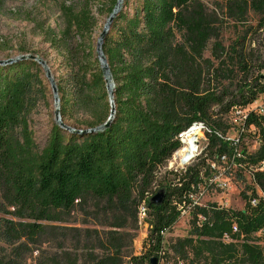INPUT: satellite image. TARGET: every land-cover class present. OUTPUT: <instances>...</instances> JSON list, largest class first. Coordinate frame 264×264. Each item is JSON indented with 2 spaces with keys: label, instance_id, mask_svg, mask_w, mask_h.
<instances>
[{
  "label": "trees",
  "instance_id": "obj_1",
  "mask_svg": "<svg viewBox=\"0 0 264 264\" xmlns=\"http://www.w3.org/2000/svg\"><path fill=\"white\" fill-rule=\"evenodd\" d=\"M216 1L238 23L249 10L260 16L227 47L218 40L217 14L200 0H121L101 45L115 113L97 130L110 112L94 46L97 22L87 1L75 7L62 0L63 29L42 37L62 59L59 114L70 129L54 125L41 149L29 128L46 98L40 65L0 66V264L160 262L164 233L222 158L249 176L243 209L192 206L189 235L168 250L188 264H264V172L255 171L264 162V115L249 111L239 135L253 139L256 150L237 153L226 140L229 114L264 95V40H257L264 0ZM116 3L102 5L109 16ZM193 123L207 129L205 147L185 169L165 170L181 146L178 134ZM160 191L164 199L155 206L150 200ZM88 201L95 203L93 228L72 226L77 206ZM141 204L147 231L135 254Z\"/></svg>",
  "mask_w": 264,
  "mask_h": 264
},
{
  "label": "rangeland",
  "instance_id": "obj_2",
  "mask_svg": "<svg viewBox=\"0 0 264 264\" xmlns=\"http://www.w3.org/2000/svg\"><path fill=\"white\" fill-rule=\"evenodd\" d=\"M85 1L88 3V11L97 22L93 34L95 46L109 17L106 8L102 7V5H108L110 0H67V3L78 7ZM200 1L205 5L208 12L217 14L222 24L218 40L224 47L229 46L237 37L241 36L245 29L244 27H254L260 18L257 13L249 10L245 16V24L238 23L226 13L223 2L216 0ZM2 2L3 4L0 8V61L15 59L21 61L20 58L25 57L22 60L37 61L36 63L41 68L46 98L45 101L38 103L36 110L30 115L29 122L33 140L41 149L49 137L51 128L56 125L54 121V101L41 63L50 71V75L55 82L62 75V70L58 68L62 60L61 56L50 49L49 45L44 42L42 33L46 31L57 36L63 29V18L59 10L62 0H2ZM257 40H264V32L259 34ZM210 48L211 45L209 46ZM209 51L204 54L206 58L210 56ZM261 51L264 55V49ZM261 77L264 80V71L261 73ZM251 110L264 115V95L259 96L246 109L232 111L228 116L230 129L226 137L232 143V146L237 148V153L242 149L252 152L258 146L253 139L244 138L239 140L243 119ZM205 145L206 139L202 136L199 140V152L203 150ZM212 168L213 171L205 179V185L201 186L198 193L192 196L193 203L199 206L213 203L226 209L242 210L244 207V195H250L248 174L240 167H237V165H231L223 160L220 163L213 164ZM94 205V202L88 201L77 206L72 214V219L75 221L72 226L93 228L88 215L94 211ZM191 216V207L185 208L171 230L164 233L163 251L165 255L158 264H188L173 257L168 250V245L178 238H184L189 235ZM145 230L142 225H138L134 231L135 238L132 251L135 254H139L141 251L142 243L146 236ZM225 241L229 242L228 239ZM260 244L264 246V238H262Z\"/></svg>",
  "mask_w": 264,
  "mask_h": 264
},
{
  "label": "water",
  "instance_id": "obj_3",
  "mask_svg": "<svg viewBox=\"0 0 264 264\" xmlns=\"http://www.w3.org/2000/svg\"><path fill=\"white\" fill-rule=\"evenodd\" d=\"M120 0H117V3L111 13V15L108 17V20H107V23L106 25L104 26V29L102 31V33L100 34L99 36V39L97 41V44H96V54H97V57H98V60H99V63H100V66H101V70H102V73H103V76H104V82H105V85H106V91H107V94H108V100H109V107H110V112H109V116H108V119L106 120V122L100 126L97 130H103L105 128L108 127V125L110 124L113 116H114V113H115V110H114V100H113V84L110 82V74H109V69H108V65H107V62H106V59L105 57L103 56L102 54V51H101V45H102V41L108 31V28L116 14V12L118 11V2ZM25 57H21L20 60L24 59ZM31 58V57H30ZM18 59H15V60H6V61H0V66H4V65H8V64H11L15 61H17ZM37 62V61H36ZM41 66L44 67V72H45V75H46V79L49 83V86H50V90H51V93H52V97H53V101H54V106H55V111H54V121L56 123L57 126H59L60 128H63V129H67L69 130L70 128L67 127L64 123H62L61 121V118H60V114H59V99H58V91H57V85H56V82L54 81V79L51 77L50 75V71L45 68V65L43 63H41ZM262 78V77H261ZM163 199H164V194L162 191L156 193L150 200V203L155 205V206H159L160 204H162L163 202ZM158 262L156 260H151L150 261V264H157Z\"/></svg>",
  "mask_w": 264,
  "mask_h": 264
},
{
  "label": "built area",
  "instance_id": "obj_4",
  "mask_svg": "<svg viewBox=\"0 0 264 264\" xmlns=\"http://www.w3.org/2000/svg\"><path fill=\"white\" fill-rule=\"evenodd\" d=\"M206 132H207V129L204 127L202 123H193L185 131L178 134L177 138L181 146L176 152H174L171 159L167 162V167H166L167 170L179 171V170H183L186 167H188L194 161V159L199 155L200 153L199 152V140L202 138V136H204L205 138ZM194 134H198V136L193 137ZM194 140H195V143L193 142V145L195 144L196 151H194L193 154L192 153L190 154V152L188 151L189 142L194 141ZM226 140L229 141L228 139ZM182 151H185L184 153L185 157L183 160L179 156V153ZM222 160L224 161V158H222ZM255 171L264 172V162H261L260 164H258L255 167ZM191 198L192 196L190 197V200L192 201ZM192 206H199V205L196 203H193L192 201L191 207ZM147 214H148V209L146 208L144 204H141L138 207L137 219H138V225L139 226L142 225L146 229L145 231H147V225L144 223V220L147 218ZM236 231H237L236 226H232V232L235 233ZM227 239L228 238L225 236L224 240H227Z\"/></svg>",
  "mask_w": 264,
  "mask_h": 264
},
{
  "label": "bare ground",
  "instance_id": "obj_5",
  "mask_svg": "<svg viewBox=\"0 0 264 264\" xmlns=\"http://www.w3.org/2000/svg\"><path fill=\"white\" fill-rule=\"evenodd\" d=\"M120 4H121V0L118 2V8L120 7ZM105 26V25H104ZM196 136H198V134H194V136L193 137H196ZM193 142L195 143V140L194 141H190L189 142V147H188V151L190 152V154L192 153H194V151H196V146H195V144L193 145ZM184 153H185V151H182V152H180L179 153V156H180V158L183 160L184 159Z\"/></svg>",
  "mask_w": 264,
  "mask_h": 264
}]
</instances>
